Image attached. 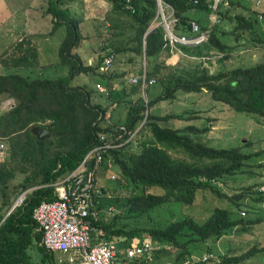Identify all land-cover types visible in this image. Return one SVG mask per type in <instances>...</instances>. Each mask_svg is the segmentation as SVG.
Wrapping results in <instances>:
<instances>
[{"label":"trees","instance_id":"trees-1","mask_svg":"<svg viewBox=\"0 0 264 264\" xmlns=\"http://www.w3.org/2000/svg\"><path fill=\"white\" fill-rule=\"evenodd\" d=\"M72 1L46 2V13L53 15L52 33L62 25L67 28L60 48V65L69 68L67 74L51 79L35 71L49 66H40L31 39L15 45L6 55L0 54L5 69L32 71L27 76L15 71L0 74V143L8 146L7 156L0 159V264H59L43 245V234L32 218L34 209L44 201L55 200L54 188L49 185L74 172L99 144L100 135L116 138L117 127L122 125L132 132L140 126L141 129L131 141L127 142V135L119 140L121 146L105 155L101 169L109 171L113 179L109 164L119 168L120 177L114 179L130 195L115 201L114 217L109 222L102 218L95 224L98 237L128 249L136 240L149 236L160 248L144 258L128 260L123 255L120 264H155L175 253L176 264L190 260L192 264H244L253 257H260L263 264L264 248L257 244L237 257L228 252L219 254L215 245L233 231L249 232V226L264 223L263 215L256 220L245 217L246 212L264 211L263 186L235 190V194L219 186L227 185L245 168H264V151L247 153L242 148L212 147L201 140L208 127L167 125L172 120L191 122L197 116H163L156 111L161 103H173L180 95H205L208 101L232 111L264 119V58L254 59L252 66L214 73L208 66L214 62V52L218 53L216 57L224 55L216 65L230 59L233 49L224 38L233 36L237 41L243 39L264 48V0L260 12L255 10L254 0H226L216 12L218 22L212 28L193 16L212 14V0H161L165 14L174 10L176 34L192 36L191 23L196 22L209 36L199 45L178 46L183 59L191 62L176 65L168 62L177 50L166 38L159 0H131L135 13L126 9V0H105L111 4V14L102 24L109 33L100 44L102 54L91 66L74 54L83 46L85 36L83 17L72 16L67 6ZM99 22L95 25L101 39L105 35L98 28ZM225 22H234L232 30L220 29ZM244 33L247 37H243ZM110 53L113 63L108 72H103ZM206 57L209 59L202 60ZM124 61L128 66L121 65ZM144 61L147 85L143 90ZM82 76L88 80L79 85L77 79ZM131 77L138 83L132 84ZM152 80L155 83L150 84ZM91 81L95 86L89 88ZM98 86L107 93L100 92ZM8 100L14 101L13 106L1 110ZM193 113L192 107L189 114ZM36 127L50 130L51 138L39 141L32 133ZM33 187L39 188L5 219L16 198ZM209 195L219 201L210 214L174 220L169 213L170 219L162 225L153 220L152 214L166 206L193 205L198 197L208 201ZM199 244L209 245L206 255L213 257L207 261L195 258L193 246ZM35 248L40 254L33 253Z\"/></svg>","mask_w":264,"mask_h":264},{"label":"rangeland","instance_id":"rangeland-1","mask_svg":"<svg viewBox=\"0 0 264 264\" xmlns=\"http://www.w3.org/2000/svg\"><path fill=\"white\" fill-rule=\"evenodd\" d=\"M43 1L44 0H0V54L5 51L4 55H6L7 49H9L10 46H12V48L15 47L14 42L18 37V34L22 33L23 31H28L32 34H38V36H36V41L40 44V50L37 54L40 65L45 66L53 63L49 69L41 70L39 74H43L45 77L54 79L64 76L69 72V68L62 67L60 65L61 61L60 57H58V49L66 36V31L65 29H61L55 33H51L53 27V15L45 13L43 15L41 12L40 13L42 15L38 13H33L32 15L28 12L27 9L29 7L38 8L43 3L46 5V1ZM261 4H258V0H254L253 6L254 8H257H255V10H258L259 12L262 11L263 3ZM45 5L43 4L44 7H46ZM83 5L84 0H74L69 3L68 7L70 8L72 16L75 15L78 18H82V11L84 8ZM238 13H241V10H239ZM170 14L171 12L169 11L166 15L169 16ZM211 15L212 14L199 13V15L193 16L194 20L196 19L202 21L203 24L209 26V28H212L218 18L216 15L213 17ZM83 19L85 20V18L83 17L81 19L84 28L82 35L83 37L85 36L83 44L85 43L89 48L88 52L94 56L93 62L96 63L98 56H100L103 52L100 45L103 43L102 39H105L109 32H105V26L102 24V22L104 23L105 19H97V21H100L98 23V28H101V33L103 32L105 35L100 39L98 37L100 32L98 29L96 30V26L94 28L93 25H90L87 21L83 22ZM233 27L234 22H225L224 24H221L220 29L222 31L223 29L232 30ZM97 32L99 33L97 34ZM243 35V37H247L248 34L244 33ZM49 36H51L50 40H47V37ZM224 41H226L230 48L233 49L230 51L231 57L230 59L226 60V62L216 65L215 63L217 60H219L220 56L223 57L224 55L220 54L217 56V58V54L214 53L215 57L213 61L215 63L212 62L211 64H208L212 73L217 70L227 71L234 67L252 66V64L255 63L254 59L256 60L258 58H264L263 47L254 46L243 39L237 41L233 36L224 38ZM239 44L241 46H239ZM175 54L176 56H180L181 60H178V57H174L173 59L170 58L168 62L171 65H176L179 62H183L185 64L191 62L189 59H187L188 62L185 61V59H183V54L178 52H175ZM121 65L123 67L126 65L128 66V62H121ZM143 66H147L146 61L143 62ZM12 72H14V70H11L8 73ZM15 72L22 74L23 70H16ZM25 76H27V73ZM86 80L88 79L82 76L77 79V82L79 85H82L87 83L85 82ZM88 86L89 88H92L95 86V84L91 81ZM8 102H11V105H13L14 101H6L1 110L7 111L8 107L6 104ZM192 107L195 110L193 115L189 114V112L192 110ZM156 112L163 116L171 113L182 114L185 115L186 118H189L190 116H197L191 122L186 120H176L175 122L172 120L167 123V125H171L173 127L175 126L177 128H186L192 124H195L202 129L208 127L209 131L204 133V135L201 137V140L212 147L218 149L242 148L243 151L247 153H258L264 151V119L232 111L227 106L208 101L207 96L205 95H199L197 97L180 95L173 103L169 101L161 103V107ZM117 117L118 116H115V119ZM5 146L8 149L6 144ZM109 167L113 168L112 177H120L121 171L119 168L114 165H109ZM114 178H110L109 171H104L102 169L98 171V182L107 193V195H104L103 198L104 210H108L113 204L114 206L112 207L115 209L116 200L125 199L130 195L129 191L119 188L118 183L116 182L118 179L115 180ZM254 185L263 186L262 188H264V168H245L242 173L236 174V176L232 177L227 185L219 184L223 191L228 192L229 194H235V190L241 191L243 188ZM151 192L157 193V191ZM207 200L208 201H205L204 198L198 197L197 201L193 205L183 207L174 205L170 206L171 210H169V206H166L152 214L153 220L162 225L163 222L168 220L169 213L172 214L174 220H179L186 215H194L200 218L201 216L199 215L210 214L214 210L215 206L219 204L218 198L216 196L209 195ZM115 212L117 211L115 210ZM112 213L113 212L106 216L105 220L107 222H109L114 217V214ZM246 213L247 215H245V217L250 220H256L257 217L261 215L264 216V211L260 212V210H254L253 212ZM242 215H244L243 212ZM249 227H251V231L249 232L239 233L237 231H233L229 235H226L222 240L217 241L215 245L217 252L219 254L228 252L229 256L237 257L248 252L256 244L260 246V249L264 248V223L255 224ZM98 235V230H95L92 235V242L94 244L99 242L101 239L98 237ZM142 239L143 238H140L139 240ZM117 244L121 246L118 242ZM37 245L38 242L36 241V246ZM208 246L209 245L207 244L194 245L193 250H196L194 257L198 260H202L203 256L206 255ZM33 253L40 254L36 248L34 249ZM177 255L178 253H175L173 256L163 258L158 263L156 261L155 264H176L175 261ZM58 257L60 256L56 255L55 259L57 260ZM190 261L186 264H192ZM244 264H262V262L260 261V257H253L249 260H246Z\"/></svg>","mask_w":264,"mask_h":264},{"label":"built area","instance_id":"built-area-1","mask_svg":"<svg viewBox=\"0 0 264 264\" xmlns=\"http://www.w3.org/2000/svg\"><path fill=\"white\" fill-rule=\"evenodd\" d=\"M226 0H212L211 9L213 15L216 14L221 4ZM197 3V2H196ZM261 0L258 1V4ZM161 7L162 21L166 31V38L170 41L177 52L183 54L178 46H195L202 44L208 39V34L201 32L199 24L192 22V36L178 35L175 32L177 19L174 18V10L171 9V14L167 16L164 12L162 1L159 2ZM126 9L132 13L136 9L132 5L131 0H126ZM145 56V54H144ZM192 59H200L193 57ZM203 58L202 60H208ZM114 56L110 55L106 58L103 67V72H108L113 63ZM141 77L143 90L147 85L146 69ZM132 84L138 83L137 78H131ZM155 83L154 80L150 84ZM102 93H107V90L98 86ZM14 104V102H13ZM8 108L12 107L11 102L6 104ZM118 136L109 139L108 135L102 134L99 137L97 144L84 158L80 166L63 180L49 185L54 188L53 201H44L33 212V220L38 225V231L43 234V245L50 253H59L63 255L59 263L67 261L69 264H120L123 255H126L128 260L135 258H144L152 255L154 250L159 249L148 236L142 240H136L133 247L121 249V247L113 242L105 239H100L95 244L92 242L93 232L96 230L95 224L101 221L103 215H109L113 212L112 208L104 210L101 206L104 195H107L105 189L98 182V171L103 167L105 155L113 149L121 146L119 140L126 135L129 136L127 142L134 139L140 131L141 126L132 132L125 126H119ZM7 147L0 143V159L6 156ZM110 163V161H109ZM112 165L111 163L109 164ZM264 191V188H261ZM23 192L18 196L14 205L9 211V214L15 212L23 206L28 199V193ZM68 254H71L70 256ZM64 256H69L64 260ZM212 255L203 256L202 260L207 261ZM23 264V263H20Z\"/></svg>","mask_w":264,"mask_h":264},{"label":"crops","instance_id":"crops-1","mask_svg":"<svg viewBox=\"0 0 264 264\" xmlns=\"http://www.w3.org/2000/svg\"><path fill=\"white\" fill-rule=\"evenodd\" d=\"M47 2V0H44L43 2ZM44 5H45V3H43ZM43 4L40 6V7H38V8H33V7H29L27 10H28V12L30 13V14H32L33 15V13H38V14H41V13H43V15H44V13L45 14H47L46 12H47V10H48V5H47V3H46V7H44L43 6ZM68 6V5H67ZM83 17L85 18V20L91 25V23H94V27L96 26L95 25V23H96V21H97V19H100V20H102V19H106V17H107V14H111V4H109L107 1H105V0H84V5H83ZM41 12V13H40ZM42 15V14H41ZM212 17L214 16L213 14L211 15ZM217 17V16H216ZM218 22V19L216 20V23ZM52 23H53V21H52ZM215 23V24H216ZM214 24V25H215ZM213 25V26H214ZM212 26V27H213ZM53 29H54V23H53V27H52V30H51V33L53 32ZM61 29H65V33H66V35H67V28H66V26L64 25H62V26H60L56 31H58V30H61ZM55 31V32H56ZM105 32H107V31H105ZM36 36H38V34H32V33H29L28 31H23L22 33H20V34H18V39L16 38V40H15V42H14V44L16 45V44H19V43H22V41H24L25 39H31L32 40V43L35 45V47H36V49H37V51H39L40 50V44L36 41V39H37V37ZM50 37L51 36H49V37H47V40H50ZM66 37V36H65ZM65 39V38H64ZM63 42V41H62ZM62 44V43H61ZM60 44V45H61ZM12 48V46H10L9 47V49H11ZM60 48H61V46L59 47V49H58V57H60ZM9 49H7V51L9 50ZM89 48L86 46V44L84 43L83 44V46L80 48V49H78V50H75L74 51V54L76 55V56H78V57H80L81 59H82V61H83V63H85L86 64V66H91V65H93V60H94V56L92 55V54H89ZM3 53H5V51L3 52ZM179 53V52H178ZM214 53H216V52H214ZM213 53V54H214ZM218 54V53H217ZM174 57H178V60L180 59V56H176V54H173V56H172V58L171 59H173ZM144 58V57H143ZM220 58H221V56H220ZM130 59V57L129 56H127V61ZM181 60V59H180ZM179 62V61H178ZM215 63V62H214ZM53 63H51V64H48V65H45V66H49V67H47V69H49L50 68V66L52 65ZM40 66H42V65H40ZM44 67V66H43ZM44 68H36L35 69V71H37V72H40L41 70H43ZM51 69H52V67H51ZM103 69V68H102ZM11 70H13V69H10V70H8V69H5L2 65H1V63H0V74H5V73H7V72H10ZM16 70H20V69H16ZM15 69H14V71H16ZM23 70V72H22V74H25L26 75V73H27V75L28 74H30L32 71L31 70H27V69H22ZM103 71V70H102ZM67 74V73H66ZM37 76V75H36ZM131 79H129V81H130ZM6 155H7V153H6ZM39 187H33V188H29L28 190H26L25 192H27V191H29L30 190V192L28 193V198L32 195V193L35 191V190H37ZM103 200V199H102ZM12 208V207H11ZM113 209V213L112 214H114V208H112ZM9 213V212H8ZM7 213V214H8ZM7 216V215H6ZM106 216H108V215H103V219H105L106 218ZM6 218V217H5ZM147 236H145L144 237V239L146 238ZM106 240V239H105ZM121 247V246H120ZM54 255L56 256V255H59L60 257H58V259L57 260H59L60 261V259L61 258H63V255L62 254H59V253H54ZM69 256L71 255V254H68ZM69 256H64V260L66 259V257H67V259H68V257ZM66 263H67V261H66ZM24 264V263H23ZM60 264V263H59ZM69 264V263H68Z\"/></svg>","mask_w":264,"mask_h":264},{"label":"water","instance_id":"water-1","mask_svg":"<svg viewBox=\"0 0 264 264\" xmlns=\"http://www.w3.org/2000/svg\"><path fill=\"white\" fill-rule=\"evenodd\" d=\"M159 2H161V0H159ZM33 135L39 140V141H45L49 138H51L52 133L50 130H48L47 128H42V127H36L32 130ZM10 214L8 213L6 218L9 216ZM5 218V219H6Z\"/></svg>","mask_w":264,"mask_h":264},{"label":"clouds","instance_id":"clouds-1","mask_svg":"<svg viewBox=\"0 0 264 264\" xmlns=\"http://www.w3.org/2000/svg\"><path fill=\"white\" fill-rule=\"evenodd\" d=\"M259 1V0H258ZM261 3H263V0H261ZM260 3V4H261ZM262 5V4H261ZM260 7V6H259ZM213 14V13H212ZM216 15V14H215ZM217 16V15H216ZM217 18H218V16H217ZM208 34V33H207ZM143 57L145 58V56L143 55ZM145 69H146V66H145Z\"/></svg>","mask_w":264,"mask_h":264}]
</instances>
